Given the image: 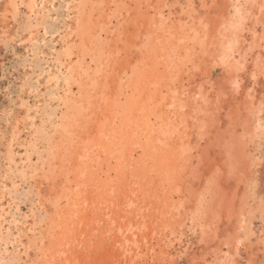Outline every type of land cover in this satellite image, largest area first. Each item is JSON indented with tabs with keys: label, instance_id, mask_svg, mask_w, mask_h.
I'll list each match as a JSON object with an SVG mask.
<instances>
[{
	"label": "bare ground",
	"instance_id": "1",
	"mask_svg": "<svg viewBox=\"0 0 264 264\" xmlns=\"http://www.w3.org/2000/svg\"><path fill=\"white\" fill-rule=\"evenodd\" d=\"M0 2V39L24 51L1 116L6 264H33L29 252L40 264H250L264 254V0ZM9 19L20 22L13 34ZM222 179L235 184L227 196ZM45 201L54 208L43 213Z\"/></svg>",
	"mask_w": 264,
	"mask_h": 264
},
{
	"label": "rangeland",
	"instance_id": "2",
	"mask_svg": "<svg viewBox=\"0 0 264 264\" xmlns=\"http://www.w3.org/2000/svg\"><path fill=\"white\" fill-rule=\"evenodd\" d=\"M197 1V0H196ZM218 3H217V7H219V1H217ZM3 5H4V3L3 2H0V8L3 10ZM55 5L56 6H59V3H58V1L57 2H55ZM216 6V5H215ZM0 9V11H2ZM123 12V11H122ZM55 14H57V12H54V13H51V16H53L54 18H57V17H59L58 16V14L57 15H55ZM201 14H205V12H203V11H201ZM211 16H212V14H211ZM207 17V16H206ZM22 18H24V17H19V19H22ZM1 20V19H0ZM10 20V19H9ZM6 21V25H8V27H10L11 26V32H12V34L14 33V30L15 29H17V27L19 26V24H20V22H19V20H18V22H14L13 20L11 21ZM59 20V23L61 22V20H60V18L58 19ZM21 21H23V20H21ZM13 22V23H12ZM61 25L59 24V27H60ZM15 27V28H14ZM55 39H57V38H55ZM2 39H0V126H2V127H0L1 128V131L3 132V133H5V135L7 136L5 139H0V158H1V156H3V153L5 152L4 150H5V146H6V141L10 138V135H9V133H8V131L7 130H9V126L7 127V126H5V122L3 121V119H1V116H2V111L5 109H8V107H9V102H8V98L6 97V95L7 94H5L6 93V88H8V90H9V92H12V93H14V91H15V85H17V81L14 79V78H17V77H20V67H19V65H17L18 63H19V57L23 54V47H17L15 50V52H16V56H15V54H14V50L12 51V49L9 47V48H6L5 47V45H4V43L3 42H5L4 40H2ZM2 42V43H1ZM6 43V42H5ZM59 46V44H57V47ZM18 56V57H17ZM19 72V73H18ZM18 73V74H17ZM213 75H211V81L214 83V84H219V85H221V80L223 79V76H222V74H220V72L218 71V70H216V71H214L213 73H212ZM217 74V75H216ZM219 75V76H218ZM5 77V79H2V77ZM214 76V77H213ZM217 76L220 78H218L217 79ZM222 77V78H221ZM213 78V79H212ZM246 78H248V76H246ZM215 80V81H214ZM260 82L259 83H261V85H259V86H261L260 88H261V90H264V82L262 81V79H258ZM257 88V91H256V93H259L260 92V88L259 87H256ZM232 107H229V109H231ZM10 109V108H9ZM228 109V108H227ZM13 111H15L14 112V115H20V114H22V110L23 109H21V108H19V107H16V108H13L12 109ZM225 113V114H224ZM224 115V116H223ZM227 115V113L225 112V109H222V110H220L219 111V113H218V117L220 118V120H222L221 121V123H219L220 125V127H221V131H223L224 129H226L225 127L227 126V124H228V121H229V119H230V117L228 116H226ZM20 116H23V114L22 115H20ZM262 117H264V114H262ZM223 118V119H222ZM225 120V121H224ZM224 122V123H223ZM39 123V121L38 120H36V124H38ZM2 135V134H1ZM9 135V136H8ZM3 136V135H2ZM25 137V136H24ZM24 137H23V134H22V137L21 138H23L24 139ZM1 138V137H0ZM2 140V141H1ZM2 142V143H1ZM264 141H262L261 142V144H260V146H259V153L262 155L261 156V163H260V165L257 167V172H256V174L255 175H257V176H255V182H256V184L258 185L257 186V189H259V190H257V193H259V194H261V195H264ZM261 150V151H260ZM22 151V150H21ZM21 151H20V153H21ZM211 154H213L212 152H211ZM210 157V156H209ZM262 164V165H261ZM196 165V162H194V166ZM199 166H201V164L199 165ZM258 168H259V170H258ZM38 181H39V179H37ZM222 180H224V179H222ZM228 179H226V180H224L223 182H225L224 184H222V185H224V186H221L223 189V191L221 192V193H223L225 190H226V192L228 193V192H230V190H231V192L233 191V188H234V183H232V182H230V181H227ZM41 182V181H40ZM230 182V183H229ZM11 183V182H10ZM10 183L8 184L9 186H10ZM196 183H197V181H196V178L195 177H190V183L187 185L186 184V186H190V185H192L191 187H194V188H192V190H194L195 189V185H196ZM259 183V184H258ZM47 183L46 182H43V186H40V189H39V191H40V195H41V198L43 197V199H45V200H48L50 197H49V195H51V198H50V200H52L53 201V191H51L52 190V186H49V185H46ZM220 185V184H219ZM39 185H37L36 187H38ZM191 187H190V190H191ZM227 188V189H226ZM49 190V191H48ZM38 191V192H39ZM52 192V193H51ZM50 193V194H49ZM223 195H226L227 196V194H225V193H223ZM188 196V195H187ZM30 197H31V195H30ZM48 197V198H47ZM43 202V201H42ZM46 202V204H45V208L43 209V213H45V211L46 212H49L50 210H53V208L54 207H51L52 205H51V203H48L49 201H45ZM29 205V203H26L25 205H21V207H22V211H23V213H26L27 211H28V209H27V206ZM185 204H187L186 202H185ZM185 206H187V205H185ZM48 208V209H47ZM46 209V210H45ZM45 210V211H44ZM49 216V214L47 213V217ZM44 219H42L41 221H42V223L44 222L43 221ZM225 223V224H224ZM44 223L41 225V226H38L36 229H37V233H39L40 232V235H42V233L44 232ZM46 225V224H45ZM219 226L220 227H218L219 229V233H218V235L220 236V238L222 239V237L225 235L226 237L229 235L228 233H230L229 231L231 230V228H230V226H228L227 225V222H226V218L224 217L222 220H219ZM254 226H255V228L256 227H260V223H258L257 221L254 223ZM228 227V228H227ZM221 228V229H220ZM224 228H226V229H224ZM226 233H227V235H226ZM43 236V235H42ZM224 236V237H225ZM219 238V237H218ZM198 241L197 239H198V237L195 235V237L193 238V243H194V245H196L197 244V242L195 241ZM221 239H217L218 241H220ZM25 241V243L27 242V240H24ZM216 244V246H217V244L219 245V243H215ZM215 244H214V247H216L215 246ZM3 245H0V258H1V261H2V263H4V264H6V262L7 261H9L10 260V258H11V256H13L14 254L11 252V254H9L10 253V251L12 250L11 248L12 247H8V251H7V253H3L2 252V250H3V248H4V246L2 247ZM2 247V248H1ZM261 246H257L256 247V245L253 247V250H252V252L254 253H256L257 251H256V249L257 248H260ZM260 252V251H259ZM258 252V254L256 253L255 255H256V257L254 258V257H252V261H251V263L250 264H264V254L262 253V252H260L259 253ZM33 254H36V253H34V252H29V260L33 263V264H35V261H36V264H40V262H39V260L37 261V259H38V257L36 256V255H33ZM6 255V256H5ZM246 254H243V257L244 258H246L247 257V255L245 256ZM7 256H9L8 258H7ZM36 256V257H35ZM14 257L15 256H13L12 257V262L13 263H15L14 262ZM35 260V261H34ZM186 260V261H185ZM246 259H243L242 260V264H245V261ZM10 262V261H9ZM17 262V261H16ZM21 264H22V262H20ZM190 264V261L189 260H187V258H182L180 261H178V263L177 264Z\"/></svg>",
	"mask_w": 264,
	"mask_h": 264
}]
</instances>
